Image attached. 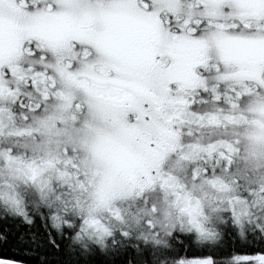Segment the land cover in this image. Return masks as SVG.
<instances>
[{"label": "snow or ice", "instance_id": "1", "mask_svg": "<svg viewBox=\"0 0 264 264\" xmlns=\"http://www.w3.org/2000/svg\"><path fill=\"white\" fill-rule=\"evenodd\" d=\"M0 264H264V0H0Z\"/></svg>", "mask_w": 264, "mask_h": 264}]
</instances>
